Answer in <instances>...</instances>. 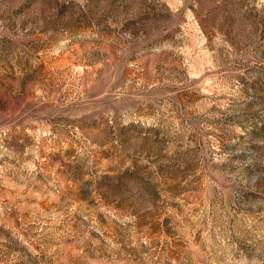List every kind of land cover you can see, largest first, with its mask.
Wrapping results in <instances>:
<instances>
[{"label": "rangeland", "instance_id": "1", "mask_svg": "<svg viewBox=\"0 0 264 264\" xmlns=\"http://www.w3.org/2000/svg\"><path fill=\"white\" fill-rule=\"evenodd\" d=\"M0 264H264V0H0Z\"/></svg>", "mask_w": 264, "mask_h": 264}]
</instances>
